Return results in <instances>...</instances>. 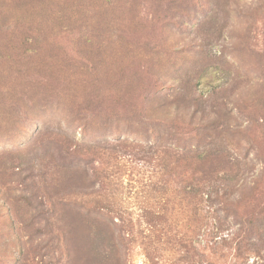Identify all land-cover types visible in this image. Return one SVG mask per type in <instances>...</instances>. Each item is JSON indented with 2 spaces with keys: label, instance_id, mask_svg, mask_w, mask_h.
<instances>
[{
  "label": "rangeland",
  "instance_id": "obj_1",
  "mask_svg": "<svg viewBox=\"0 0 264 264\" xmlns=\"http://www.w3.org/2000/svg\"><path fill=\"white\" fill-rule=\"evenodd\" d=\"M3 154L0 264H264V0H0Z\"/></svg>",
  "mask_w": 264,
  "mask_h": 264
},
{
  "label": "trees",
  "instance_id": "obj_2",
  "mask_svg": "<svg viewBox=\"0 0 264 264\" xmlns=\"http://www.w3.org/2000/svg\"><path fill=\"white\" fill-rule=\"evenodd\" d=\"M214 112L215 113H219V110L214 111ZM195 157H196V159L194 161L197 164L194 166V169L195 170L197 169L199 172H201L203 174V176L207 177L208 179H205L206 181H209V180L211 181V179H209V177L214 178V172H215V170H217L216 167H217L218 163L221 160L220 154L217 153V151L216 152H206V153L204 152V153H201L199 155H196ZM173 158H175L176 161H179V160H182V159L186 160L188 158H192V156L184 154L182 156L176 157V154H175V156ZM0 159L2 160V163L5 165L9 161L13 162L14 158L10 154L9 155L3 154L0 157ZM23 162H27V161H23ZM170 163H171V160L169 158V160H167L166 164L169 165ZM82 169H83V174L86 175L87 174V170L84 167H82ZM82 169L80 167H78V166H74L72 168V171L75 172V177L78 176L77 174H79V175L81 174V176H83L82 175ZM250 172L252 173L251 175H256V171L255 170L250 171ZM18 174H20V169L18 171L14 172V175H18ZM258 175L260 176L259 179L256 178L255 180H256L257 183H261L262 176H264V171H262V173H260ZM210 184L211 185L208 186V190L207 191L205 190L206 192L205 191L203 192V193H206V195H207L206 197L210 201H215L216 203H218L220 200H222V198L227 197V199H229L230 196H232V192H229L225 187L222 188L221 185L217 186V185H215L214 183H211V182H210ZM199 188L200 187L194 189L193 195L194 196H198L199 195L200 197H202V192L200 194V189ZM254 188H255V186H254ZM222 194H223V197H222ZM82 211H84V210H82ZM226 211L231 213V214L233 213V211L230 210V209H226ZM76 212L78 214H81V210H80V212L79 211H76ZM86 212H90V211L87 209ZM81 215H82L81 218H84L85 215H83V214H81ZM86 218L88 219L87 222H90V218H88V217H86ZM149 223L151 225L153 223L152 220H150ZM153 226H154V224H153ZM88 228H92V225H90L89 223H88ZM88 228H87L86 231H87V233H89V236L93 237V239L96 240V241L103 240L104 235H105V232H104V229H103L104 227H101V228L95 230V233H93V232L90 233V229H88ZM140 232H144V231L141 230ZM151 233H152V231H151ZM110 236L111 237L113 236L112 233H110ZM263 239L264 238H262V240ZM96 244H98V242H96Z\"/></svg>",
  "mask_w": 264,
  "mask_h": 264
}]
</instances>
